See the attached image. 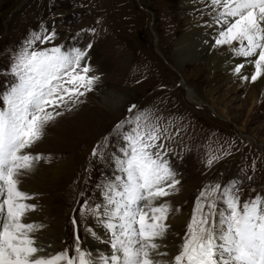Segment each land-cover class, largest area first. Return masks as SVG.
<instances>
[{
    "label": "rangeland",
    "instance_id": "obj_1",
    "mask_svg": "<svg viewBox=\"0 0 264 264\" xmlns=\"http://www.w3.org/2000/svg\"><path fill=\"white\" fill-rule=\"evenodd\" d=\"M177 8L178 0H0V92L15 82L7 74L13 53L42 27L58 35L37 47L91 43L90 63L100 77L82 103L61 109L48 125L33 149L45 159L23 178V189L39 194L29 220L46 225L39 235L52 250L73 244V216L82 247L95 254L102 245L85 230L98 233L101 225L91 216L82 220L81 205L102 203L97 185L121 175L111 156L124 143L115 126L137 112L148 113L171 137L164 143L181 184L167 199L185 218L180 228L171 225V241L181 242L206 185L239 179L242 199L264 193V91L257 81L235 85L213 76L207 60L180 66L174 44L185 28ZM105 137L103 157H93ZM212 155L220 159L209 166Z\"/></svg>",
    "mask_w": 264,
    "mask_h": 264
},
{
    "label": "snow or ice",
    "instance_id": "obj_2",
    "mask_svg": "<svg viewBox=\"0 0 264 264\" xmlns=\"http://www.w3.org/2000/svg\"><path fill=\"white\" fill-rule=\"evenodd\" d=\"M204 7L218 26L215 46L243 58L233 72L244 81L264 76V0H205ZM57 35L43 27L32 32L12 55L7 74L15 82L0 92V264H264V193L242 199L239 179L200 190L182 240L170 254L164 241L179 209L167 198L179 192L180 174L168 158L167 128L146 112L115 126L124 143L120 154L111 156L121 175L97 185L102 203L93 206L85 199L81 205L82 220L93 217L109 234L110 252L82 247L75 216L73 244L48 250L51 245L39 235L46 225L29 220L39 208V194L24 190L23 178L45 159L33 149L48 125L64 114L61 109L82 103L100 79L90 63L91 43L37 47ZM249 65L252 73L244 74ZM108 142L105 137L92 156L102 158ZM218 159L212 155L207 164ZM85 230L99 239L92 227Z\"/></svg>",
    "mask_w": 264,
    "mask_h": 264
},
{
    "label": "bare ground",
    "instance_id": "obj_3",
    "mask_svg": "<svg viewBox=\"0 0 264 264\" xmlns=\"http://www.w3.org/2000/svg\"><path fill=\"white\" fill-rule=\"evenodd\" d=\"M204 4L205 0H178L177 9L181 16V24L184 26L185 30L175 41L174 56L177 58V61H179L180 66H182L187 59L194 61L195 65L196 63H201L203 60H207L213 76L233 81L235 85L242 84L245 81L233 72V68L237 63L242 62L243 58L233 55L226 46H215L218 26L212 23V17L207 15L208 10L204 7ZM252 71L253 68L249 65L244 69V74L250 75ZM249 82H251L249 85H254L252 81L249 80ZM257 82L260 84L261 90L264 91V76L258 78ZM120 100H122V98ZM184 221V217L173 214L169 222L171 225H176L180 228V225H182ZM99 230H97L99 239H95V241L101 242L102 245L96 246L95 253L110 252V245L107 243L110 236L103 226H101V230ZM170 235L171 233L169 232L164 243L168 244V251L170 254H174L176 251V247L174 246L179 245V243L171 241ZM42 240L46 246L49 245L50 242L48 243L47 238H42ZM48 250L55 251V249L52 250L51 247Z\"/></svg>",
    "mask_w": 264,
    "mask_h": 264
}]
</instances>
